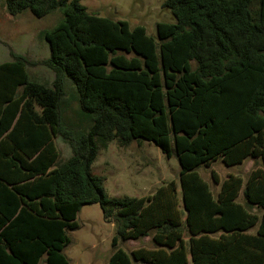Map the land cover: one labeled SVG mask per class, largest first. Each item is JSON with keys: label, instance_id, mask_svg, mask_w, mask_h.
Returning a JSON list of instances; mask_svg holds the SVG:
<instances>
[{"label": "trees", "instance_id": "16d2710c", "mask_svg": "<svg viewBox=\"0 0 264 264\" xmlns=\"http://www.w3.org/2000/svg\"><path fill=\"white\" fill-rule=\"evenodd\" d=\"M2 3L13 17L62 19L43 32L50 86L23 56L0 64V264H68L85 205L114 224L107 264H264V0H165L174 22L155 36L80 0ZM57 138L71 150L63 162ZM97 139L152 143L176 158L178 182L109 198L91 174ZM249 158L261 166L245 181L213 176L215 195L197 172ZM145 237L154 248L118 247Z\"/></svg>", "mask_w": 264, "mask_h": 264}, {"label": "rangeland", "instance_id": "374dc122", "mask_svg": "<svg viewBox=\"0 0 264 264\" xmlns=\"http://www.w3.org/2000/svg\"><path fill=\"white\" fill-rule=\"evenodd\" d=\"M165 0H80L87 11L114 21H125L130 28L142 26L148 35L155 36L157 23L174 22L171 12L163 8ZM62 19L60 10L37 19L29 12L10 16L0 0V64L12 61V54L25 57L34 65L27 66L29 78L37 83L51 85L52 72L40 64L49 57L48 44L43 32L53 28ZM66 89L69 83L66 82ZM69 91V89H68ZM70 92V91H69ZM69 96L67 95V98ZM77 105L72 102L66 109L65 118L76 120ZM98 154L91 166V174L103 180L105 194L109 198L146 197L162 184L178 182L179 166L173 156L166 159L152 143L132 141L122 143L117 139L102 144L96 140ZM59 153V162L71 155L70 148L57 138L54 140ZM258 160L246 159L242 164L225 166L220 160L197 169L215 195L219 184L229 174L246 180L249 172L260 167ZM242 202L240 194L238 198ZM78 228L68 231L70 244L64 249L68 264H107L111 254V239L115 234L114 224L103 218L98 205L81 207L76 217ZM118 247L126 252L137 248H154L150 237L120 242ZM38 264H45L44 260Z\"/></svg>", "mask_w": 264, "mask_h": 264}]
</instances>
